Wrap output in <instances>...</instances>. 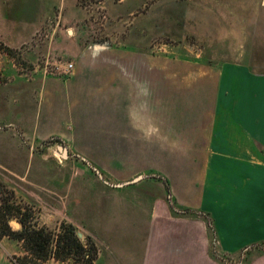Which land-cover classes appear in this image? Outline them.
<instances>
[{"label":"crops","instance_id":"obj_1","mask_svg":"<svg viewBox=\"0 0 264 264\" xmlns=\"http://www.w3.org/2000/svg\"><path fill=\"white\" fill-rule=\"evenodd\" d=\"M44 1L39 17L64 6L67 23L83 19L78 0ZM75 24L66 37L82 36ZM131 24L119 29L123 44L108 46L64 50L65 33H51L50 46L68 58L61 64L65 76L38 73L40 93L54 99L44 113L66 129L107 132L112 182L98 191L77 190L74 199L83 227L99 244L93 264L243 258L264 245V73L243 63L207 66L199 76L177 73L174 65L166 69L162 58L150 57L146 44L132 39ZM132 133H140V144L155 141L150 159L146 147L132 144ZM179 143H187L184 152ZM136 161L148 173L131 168ZM91 201L99 203L92 212L103 210L106 221L79 211ZM256 250L252 264H264V249Z\"/></svg>","mask_w":264,"mask_h":264},{"label":"rangeland","instance_id":"obj_2","mask_svg":"<svg viewBox=\"0 0 264 264\" xmlns=\"http://www.w3.org/2000/svg\"><path fill=\"white\" fill-rule=\"evenodd\" d=\"M41 2L45 1L0 0V198L10 197V202L30 212L31 223L37 226L53 230L61 223L73 225L80 241L90 240L98 254L99 244L83 227L86 220L82 212L77 215L74 199L77 190L98 191L112 182L107 174V132L93 135L92 129H66L44 113L50 97L40 93L38 73L65 76L62 68L55 71V67L68 61L53 43L50 46V34L71 31L76 23L74 33L78 29L82 36L69 38L65 33L64 50L76 45L108 46L123 44L119 29L133 23L132 39L141 40L150 57L162 58L165 68L174 65L177 73L199 76L207 66L221 63L248 64L253 72L264 73V0H78L83 19L73 23L63 18L64 6L47 8L39 17ZM130 12L132 16L126 18ZM139 134L132 133V144L146 147L150 159L156 143L140 144ZM64 146L68 159L57 153V147ZM186 146L179 143L178 148L184 152ZM133 159H139L135 152ZM138 161L131 168L148 173ZM184 162L181 165H187ZM98 205L91 201L79 211L106 221L103 210L92 212ZM13 222L17 223L11 219V229L18 230ZM256 248L243 253V258L241 254L227 257L226 264H252ZM24 255L20 242L0 237V264H12ZM44 264L75 262L49 259Z\"/></svg>","mask_w":264,"mask_h":264},{"label":"trees","instance_id":"obj_3","mask_svg":"<svg viewBox=\"0 0 264 264\" xmlns=\"http://www.w3.org/2000/svg\"><path fill=\"white\" fill-rule=\"evenodd\" d=\"M1 192V190H0ZM30 212L10 202V197L0 198V237H9L22 244L25 255L12 264H44L49 259L65 261L73 259L75 264H93L97 249L87 241L83 244L76 229L69 223H61L53 230L31 223ZM14 219L19 224L18 230H12L9 221ZM255 246L264 249V245ZM223 263H226L222 260Z\"/></svg>","mask_w":264,"mask_h":264},{"label":"water","instance_id":"obj_4","mask_svg":"<svg viewBox=\"0 0 264 264\" xmlns=\"http://www.w3.org/2000/svg\"><path fill=\"white\" fill-rule=\"evenodd\" d=\"M57 153H60L59 155H60V157L62 159H67L69 157V155H68V149H67L66 146H64V147H57ZM98 176L101 178V176L99 174H98ZM13 225H14V227H18L19 226L16 222H13ZM77 236L78 237H81V234L80 233H77Z\"/></svg>","mask_w":264,"mask_h":264},{"label":"built area","instance_id":"obj_5","mask_svg":"<svg viewBox=\"0 0 264 264\" xmlns=\"http://www.w3.org/2000/svg\"><path fill=\"white\" fill-rule=\"evenodd\" d=\"M60 68H62V66H56L55 67V71H58ZM72 68V65L71 64H68V65H66V67H65V70L66 71H69L70 69ZM226 260V259H225ZM226 262V261H225ZM232 264H235V263H232Z\"/></svg>","mask_w":264,"mask_h":264}]
</instances>
